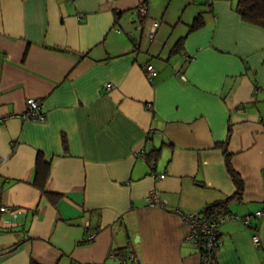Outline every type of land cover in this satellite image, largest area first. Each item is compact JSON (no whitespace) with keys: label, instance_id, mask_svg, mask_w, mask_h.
<instances>
[{"label":"crops","instance_id":"crops-1","mask_svg":"<svg viewBox=\"0 0 264 264\" xmlns=\"http://www.w3.org/2000/svg\"><path fill=\"white\" fill-rule=\"evenodd\" d=\"M236 4L0 0V264H202L178 211L264 205V27ZM27 98L42 119L21 118ZM153 189L165 207L147 204ZM219 232L217 264H264V216Z\"/></svg>","mask_w":264,"mask_h":264},{"label":"built area","instance_id":"built-area-1","mask_svg":"<svg viewBox=\"0 0 264 264\" xmlns=\"http://www.w3.org/2000/svg\"><path fill=\"white\" fill-rule=\"evenodd\" d=\"M210 3V0H206ZM131 13L134 15H137V19L139 21V24L137 28L141 31L143 30V19L147 15V6L144 3H138L131 9ZM79 16H83L82 13H79ZM159 22L157 20H152L149 27L145 31V37L153 41L157 28H158ZM183 59L185 61H191L193 59V56L183 54ZM144 72L147 79H151V77L155 74V67L151 63H146L144 65ZM181 77H183L181 75ZM114 88V85L112 82H108L105 85L106 91H111ZM26 110L23 112L20 116L23 119H42L43 113L41 111L42 103L40 99L37 98H27L26 99ZM139 153H135V156H137ZM141 157L143 160L146 161V155L144 152H141ZM139 154V155H140ZM152 176L158 179H163L165 177V173H152ZM145 200L148 205H155L160 207H165V200H161L158 196V191L153 189L150 190ZM1 212H7L9 211V207L3 206L0 208ZM179 215L181 216L183 222L185 223L187 227V233L185 240L189 243L197 244L199 242L202 243V248L209 252V253H215L216 249L219 248L221 245V238H220V232H219V226L222 222L226 220H239L245 225H250L253 218H259L261 216H264V205H262L261 208L256 210L254 213L250 215H236L231 213H220L215 218H209L203 215L201 212H188L183 213L178 211ZM252 242L255 246L260 245V238L259 235L255 232L252 235ZM133 259V254L127 253L123 254L120 257V263L126 264L127 261H131Z\"/></svg>","mask_w":264,"mask_h":264},{"label":"trees","instance_id":"trees-1","mask_svg":"<svg viewBox=\"0 0 264 264\" xmlns=\"http://www.w3.org/2000/svg\"><path fill=\"white\" fill-rule=\"evenodd\" d=\"M207 5H210V3L206 0H204ZM236 12L239 14L240 18L246 22L257 24L261 27H264V0H237L236 4ZM205 13L204 10L198 13V15L194 18L193 22L189 26V31H192L194 29H197L201 27L204 24V17L203 14ZM181 42L180 40L177 42V49L180 47ZM224 155H225V162H226V168L233 179L237 191V194H240L242 190V179L239 176V174L233 169L230 162V154L226 151V149H223ZM150 160V159H149ZM38 162H40V159L38 158ZM46 175V173H45ZM46 176L43 177L42 183L45 181ZM42 186V184H41ZM230 197L216 201L208 205L201 213L209 218H215L218 216L228 202ZM202 243H198V249L201 255V263L202 264H217L216 263V252L215 253H209L205 251L202 248Z\"/></svg>","mask_w":264,"mask_h":264}]
</instances>
